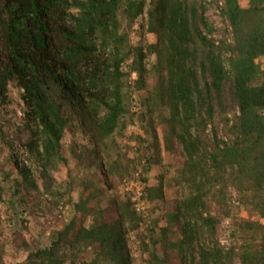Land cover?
Masks as SVG:
<instances>
[{
  "label": "trees",
  "instance_id": "16d2710c",
  "mask_svg": "<svg viewBox=\"0 0 264 264\" xmlns=\"http://www.w3.org/2000/svg\"><path fill=\"white\" fill-rule=\"evenodd\" d=\"M10 85L0 264H264V0H0V106ZM30 203L72 206L45 246Z\"/></svg>",
  "mask_w": 264,
  "mask_h": 264
},
{
  "label": "rangeland",
  "instance_id": "374dc122",
  "mask_svg": "<svg viewBox=\"0 0 264 264\" xmlns=\"http://www.w3.org/2000/svg\"><path fill=\"white\" fill-rule=\"evenodd\" d=\"M213 12H215L214 10L210 12V14H213ZM215 18V17H214ZM140 41H146V43H151L155 41V38L152 35H147L145 36V38L141 39L140 36H135V42H140ZM137 108V104L135 105ZM22 101L20 99V93L19 90L17 88L14 87V85H10V90L7 94L6 97V103L2 104L0 106V116L2 118H4L5 120H11V122H16L18 121L20 115H21V111H22ZM7 131H9V128H7ZM132 132H136L139 133V129L137 126H130L126 133H132ZM158 134L161 137L162 136V132L161 129H158ZM162 138V137H161ZM76 141L79 145H86L87 144V140H85L80 134L75 136L74 138L70 135L67 134L65 136L64 139V143L66 146L70 147V143ZM78 145V146H79ZM66 149L68 147H65ZM5 153H7V151H5ZM68 157H71L70 155H68ZM171 161V155L170 153H165L163 154V160H162V164L163 166H166L169 162ZM73 162V163H72ZM78 164L75 163V161H71L69 167H61L58 169H54L52 171V178L54 180V185L53 187H57L60 190H62V186H65L66 181L68 180V173H69V169H71L73 172H79L80 173V168H78L77 166ZM89 172H94V167H90ZM161 171V169H154L151 174L149 175V184L151 185H156L157 184V180L155 179L157 177V175L159 174V172ZM81 174V173H80ZM97 178H99V176H96ZM169 176L166 177V180H168ZM39 185H40V189L43 190L44 187L42 188L41 186H44L41 184V181H38ZM127 189H132V191H135V193L137 195H139L140 191H141V187L139 184L137 183H131L130 185H128L126 187ZM176 190V187H172V188H168L165 187V195L167 198H173L174 195V191ZM122 191V190H121ZM74 195V200L76 199V193L73 194ZM47 198L48 202H52V197L50 195L45 194V197ZM34 203V202H33ZM30 203L28 206L31 207L32 210H34V213L32 215H24V225L28 226L29 228L33 229L32 230V234H36L37 235H41L42 236V246L47 245L46 242V234L44 235L42 233L43 230H41V232H39V230L41 229L40 225H42V223L44 222V219H54V217H57L58 219H63L64 222H66L67 220H69L73 214V210H72V206L71 205H63V203H60L58 206H53L51 208V210L47 211V214L45 217L42 216L43 211L40 209H37L34 207V204ZM40 222V225H39ZM164 223H160V225H163ZM227 232L222 230L221 231V242L223 244L227 243ZM5 264H11V258L8 257L4 260Z\"/></svg>",
  "mask_w": 264,
  "mask_h": 264
}]
</instances>
